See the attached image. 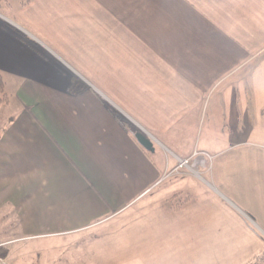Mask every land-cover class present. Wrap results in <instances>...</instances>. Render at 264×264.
<instances>
[{
	"label": "crops",
	"instance_id": "0c3cea01",
	"mask_svg": "<svg viewBox=\"0 0 264 264\" xmlns=\"http://www.w3.org/2000/svg\"><path fill=\"white\" fill-rule=\"evenodd\" d=\"M5 2L0 227L66 234L162 204V173L202 149L210 184L172 180L192 198L158 213L159 237L190 264H250L264 248V0Z\"/></svg>",
	"mask_w": 264,
	"mask_h": 264
},
{
	"label": "rangeland",
	"instance_id": "374dc122",
	"mask_svg": "<svg viewBox=\"0 0 264 264\" xmlns=\"http://www.w3.org/2000/svg\"><path fill=\"white\" fill-rule=\"evenodd\" d=\"M17 1L10 0L12 8ZM214 156L202 149H193L188 156H176L175 164L168 166L161 175L165 182L163 188L172 189L163 196L162 204L139 200L87 229L25 238L17 229L0 227V264H190L188 259H179L175 245L159 237L157 217L164 212L172 215L170 210H179L192 198L186 191L189 185L182 186L185 188L182 191L177 188L178 183L172 182L178 175L186 173L210 184L206 177L211 172ZM150 221L152 225L145 226Z\"/></svg>",
	"mask_w": 264,
	"mask_h": 264
},
{
	"label": "trees",
	"instance_id": "16d2710c",
	"mask_svg": "<svg viewBox=\"0 0 264 264\" xmlns=\"http://www.w3.org/2000/svg\"><path fill=\"white\" fill-rule=\"evenodd\" d=\"M5 4H7L6 2H5V0L3 1V2H0V8L3 6V5H5ZM21 40L23 39V37H19ZM24 41V40H23ZM7 100H8V97H7V94H6V92H5V89H4V79H3V75H2V73L0 72V106H4L5 104H6V102H7ZM117 118H118V120H119V122L125 127V128H127L129 131H130V133L132 134V136L134 137V139H135V136H134V134H135V132H136V130L135 129H132L131 128V126H130V124L124 119V118H122V117H120V116H117ZM136 140V139H135ZM137 141V140H136ZM137 143H138V141H137ZM139 144V143H138ZM139 146L142 148V149H144L145 151L147 150V149H145L144 147H142L140 144H139ZM148 151V150H147ZM264 261V249H263V251L259 254V255H257L255 258H254V260L252 261V263L251 264H261L262 262Z\"/></svg>",
	"mask_w": 264,
	"mask_h": 264
},
{
	"label": "water",
	"instance_id": "95a60500",
	"mask_svg": "<svg viewBox=\"0 0 264 264\" xmlns=\"http://www.w3.org/2000/svg\"><path fill=\"white\" fill-rule=\"evenodd\" d=\"M138 143L147 150H153L152 140L142 131H137L134 134Z\"/></svg>",
	"mask_w": 264,
	"mask_h": 264
},
{
	"label": "built area",
	"instance_id": "2783aa9c",
	"mask_svg": "<svg viewBox=\"0 0 264 264\" xmlns=\"http://www.w3.org/2000/svg\"><path fill=\"white\" fill-rule=\"evenodd\" d=\"M182 163H184V161H182Z\"/></svg>",
	"mask_w": 264,
	"mask_h": 264
}]
</instances>
